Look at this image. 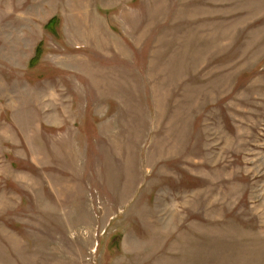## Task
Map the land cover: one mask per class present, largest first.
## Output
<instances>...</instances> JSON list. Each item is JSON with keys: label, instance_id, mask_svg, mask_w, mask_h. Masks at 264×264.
I'll return each instance as SVG.
<instances>
[{"label": "rangeland", "instance_id": "rangeland-1", "mask_svg": "<svg viewBox=\"0 0 264 264\" xmlns=\"http://www.w3.org/2000/svg\"><path fill=\"white\" fill-rule=\"evenodd\" d=\"M0 264H264V0H0Z\"/></svg>", "mask_w": 264, "mask_h": 264}, {"label": "trees", "instance_id": "trees-1", "mask_svg": "<svg viewBox=\"0 0 264 264\" xmlns=\"http://www.w3.org/2000/svg\"><path fill=\"white\" fill-rule=\"evenodd\" d=\"M51 25H49L48 27L50 28ZM32 62V61H31ZM33 65V64H32Z\"/></svg>", "mask_w": 264, "mask_h": 264}]
</instances>
